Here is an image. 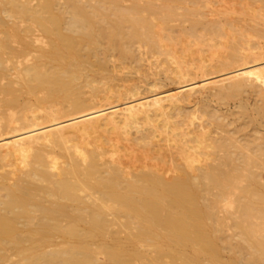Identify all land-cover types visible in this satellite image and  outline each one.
Returning <instances> with one entry per match:
<instances>
[{"label":"bare ground","instance_id":"6f19581e","mask_svg":"<svg viewBox=\"0 0 264 264\" xmlns=\"http://www.w3.org/2000/svg\"><path fill=\"white\" fill-rule=\"evenodd\" d=\"M155 1L0 0V264H264V0Z\"/></svg>","mask_w":264,"mask_h":264},{"label":"rangeland","instance_id":"374dc122","mask_svg":"<svg viewBox=\"0 0 264 264\" xmlns=\"http://www.w3.org/2000/svg\"><path fill=\"white\" fill-rule=\"evenodd\" d=\"M177 2H175L174 3V6H175V8L174 9H176V11H177V13L178 14H184V8H186L187 6L188 7H191V4H189V2L190 1H196V2H198V4H200V5H205V0H176ZM239 2V0H231V2H233V5H231V6H233V7H235V9H238V7H239V9L238 10H240L241 11V5H237V4H241V3H244V2H241L242 0H240V2ZM225 2H227L228 3V6H230V4H232L231 2H230V0H227V1H225ZM237 2V3H236ZM162 3H164V0H158V1H155V4H162ZM235 3V4H234ZM217 5H215L214 7H216ZM217 8V7H216ZM180 18H182L181 16H180ZM207 19H203V21H206ZM177 24V23H176ZM175 24V25H176Z\"/></svg>","mask_w":264,"mask_h":264}]
</instances>
